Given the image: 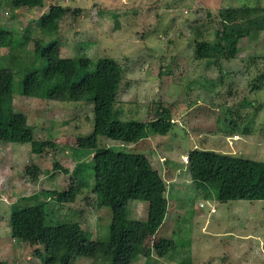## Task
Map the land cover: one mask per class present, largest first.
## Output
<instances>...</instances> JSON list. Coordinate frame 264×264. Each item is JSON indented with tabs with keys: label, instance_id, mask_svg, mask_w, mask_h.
<instances>
[{
	"label": "rangeland",
	"instance_id": "obj_1",
	"mask_svg": "<svg viewBox=\"0 0 264 264\" xmlns=\"http://www.w3.org/2000/svg\"><path fill=\"white\" fill-rule=\"evenodd\" d=\"M244 4L260 11L252 18L249 33L238 40L235 57L196 59L195 41L213 37L218 8ZM50 5L66 7L58 34L33 31L34 19ZM263 18L264 0H44L42 8H0V32L10 29L15 34L11 45L0 49L1 66H9V55L4 54L17 52L18 35L56 37L61 57L108 56L121 65L116 107L122 117L145 119L160 109L158 103L168 106L163 116L174 121L171 132L159 135L147 129L139 144L127 148L144 153L166 183L165 219L143 241L169 238L174 249L151 260L140 255L134 264H264V202L193 199L184 155L195 147L264 160V30L259 29ZM251 62L257 66L246 65ZM261 83V88H253ZM226 107L235 109L229 116L235 133L223 131ZM12 108L26 115L33 139L25 145H0V264H40L37 250L43 252V247L9 236L12 203L29 202L24 197L42 187H67L72 180L77 189L73 202L59 204L46 198L52 220H77L91 239L102 232L97 226L110 220L107 208L96 210L89 200L93 186L89 157L73 160L69 148L91 131L92 103L14 92ZM54 162L67 174L54 169ZM30 164L39 168L37 179L23 171ZM145 205L132 201L128 211L142 219ZM72 264L89 261L78 258Z\"/></svg>",
	"mask_w": 264,
	"mask_h": 264
},
{
	"label": "trees",
	"instance_id": "obj_2",
	"mask_svg": "<svg viewBox=\"0 0 264 264\" xmlns=\"http://www.w3.org/2000/svg\"><path fill=\"white\" fill-rule=\"evenodd\" d=\"M43 5L44 0H0V8H42ZM258 11L257 7L246 4L219 7L218 27L213 37L195 41L193 56L215 61L235 57L238 40L249 33V24ZM65 12L66 7L50 5L34 19L32 30L58 34ZM259 29L264 30V18ZM14 37L10 29L0 32V49H7ZM57 44L56 37L46 40L31 34L18 35L17 52L4 54L9 55V66L0 65V145L32 143L33 126L25 114L12 108L14 92L59 101L91 102L92 129L69 148L73 160L89 157L93 181L92 200H89L96 210L107 208L110 220L97 226H101L102 232L99 230L94 239L77 220L53 221V210L46 198L59 204L73 202L77 189L70 180L67 187H42L39 193L24 197L31 201L12 203L7 217L9 236L43 247V252L37 250L40 264H72L78 258L88 260L89 264H134L140 255L147 260L162 257L174 249L171 239L157 237L149 244L143 240L153 236L165 219L166 183L144 153L127 147L139 144L147 136V129L159 135L171 132L174 121L163 116L168 106L158 103L160 109L155 108L154 115L145 119L122 117L121 109L116 107L123 78L121 65L108 56L61 57ZM254 63L246 65L257 66ZM260 79L263 81L262 74ZM262 86L261 83L253 88ZM234 111L226 107L223 131L236 132L234 120L229 117ZM99 140L106 143L100 145ZM184 155L194 185L193 199L264 202V160L195 147ZM53 168L67 174V169L56 162ZM23 171L37 179L39 168L34 164L24 165ZM132 201L146 202L144 218L130 215L128 206ZM183 259L186 261V256Z\"/></svg>",
	"mask_w": 264,
	"mask_h": 264
},
{
	"label": "clouds",
	"instance_id": "obj_3",
	"mask_svg": "<svg viewBox=\"0 0 264 264\" xmlns=\"http://www.w3.org/2000/svg\"><path fill=\"white\" fill-rule=\"evenodd\" d=\"M212 209H213V208H212ZM212 209H211V210H212Z\"/></svg>",
	"mask_w": 264,
	"mask_h": 264
}]
</instances>
